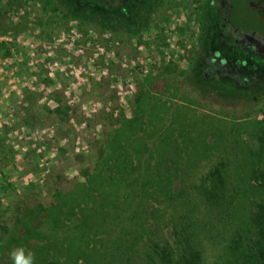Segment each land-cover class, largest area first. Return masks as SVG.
Returning <instances> with one entry per match:
<instances>
[{
	"label": "rangeland",
	"instance_id": "obj_1",
	"mask_svg": "<svg viewBox=\"0 0 264 264\" xmlns=\"http://www.w3.org/2000/svg\"><path fill=\"white\" fill-rule=\"evenodd\" d=\"M140 1L129 0V9ZM158 1L145 30L128 35L75 17L83 8L108 17L88 0H70V12L63 0H0V60L14 53L26 71L61 80L60 108L42 107L31 122L36 127L7 123L0 111V239L11 240L18 209L48 204L55 190L68 191L92 173L121 126V141L130 135L138 144L129 152L137 161L156 154L163 132L167 142L178 140L191 151L210 147L198 175L219 165L229 189L242 190L250 172L264 174V62L244 55L253 70L237 61L214 71L216 35L203 15L188 0ZM200 76L209 85L199 83ZM6 88L0 81V91ZM207 260L221 259L211 251Z\"/></svg>",
	"mask_w": 264,
	"mask_h": 264
},
{
	"label": "trees",
	"instance_id": "obj_2",
	"mask_svg": "<svg viewBox=\"0 0 264 264\" xmlns=\"http://www.w3.org/2000/svg\"><path fill=\"white\" fill-rule=\"evenodd\" d=\"M88 1L101 4L108 17L93 8L74 12L70 0L63 4L114 34H140L154 11L144 0L132 10L128 2ZM199 83L209 85L203 76ZM123 135L122 126L110 135L106 153L82 182L55 190L48 204L18 209L11 240L0 239V264H13V245L32 252L35 264H208L211 251L220 264H264L263 173L250 172L242 190L229 189L219 165L198 175L209 161L207 145L191 151L161 132L156 154L137 161L129 152L138 144L130 135L122 142Z\"/></svg>",
	"mask_w": 264,
	"mask_h": 264
},
{
	"label": "flooded vegetation",
	"instance_id": "obj_3",
	"mask_svg": "<svg viewBox=\"0 0 264 264\" xmlns=\"http://www.w3.org/2000/svg\"><path fill=\"white\" fill-rule=\"evenodd\" d=\"M144 1L150 3L154 13L159 1ZM188 1L192 2L194 12L196 10L203 15L205 25L216 35L210 61L214 71L222 72L237 61H241L243 69L253 70L255 67H245L248 61L241 60L244 55L264 62V0ZM127 2L129 0L120 3L125 5ZM233 71L244 82L249 80L248 76L240 74L237 67Z\"/></svg>",
	"mask_w": 264,
	"mask_h": 264
},
{
	"label": "crops",
	"instance_id": "obj_4",
	"mask_svg": "<svg viewBox=\"0 0 264 264\" xmlns=\"http://www.w3.org/2000/svg\"><path fill=\"white\" fill-rule=\"evenodd\" d=\"M20 62L22 60H17L14 53L11 57L0 60V81L7 85L5 91L4 89L2 92L0 91V111L4 117L6 116L5 119L7 118L5 122L14 123L17 119L21 125L20 120H23L21 126L25 124L29 128H34L37 126V121L31 122L38 119L37 112L42 107L45 106L47 109L54 107L55 110L60 108V100L57 98L60 88L57 87V82H61V80H56L50 74L40 75L28 72ZM24 62L26 63V61ZM18 65L21 68H18ZM63 95L68 100L67 92ZM31 130L32 132L36 131L35 129Z\"/></svg>",
	"mask_w": 264,
	"mask_h": 264
},
{
	"label": "clouds",
	"instance_id": "obj_5",
	"mask_svg": "<svg viewBox=\"0 0 264 264\" xmlns=\"http://www.w3.org/2000/svg\"><path fill=\"white\" fill-rule=\"evenodd\" d=\"M13 264H35L34 254L25 251L24 248H18L11 254Z\"/></svg>",
	"mask_w": 264,
	"mask_h": 264
},
{
	"label": "built area",
	"instance_id": "obj_6",
	"mask_svg": "<svg viewBox=\"0 0 264 264\" xmlns=\"http://www.w3.org/2000/svg\"><path fill=\"white\" fill-rule=\"evenodd\" d=\"M1 41V40H0Z\"/></svg>",
	"mask_w": 264,
	"mask_h": 264
}]
</instances>
